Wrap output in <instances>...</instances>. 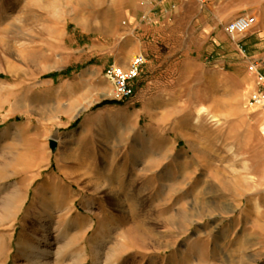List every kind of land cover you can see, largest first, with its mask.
<instances>
[{
	"label": "rangeland",
	"instance_id": "rangeland-1",
	"mask_svg": "<svg viewBox=\"0 0 264 264\" xmlns=\"http://www.w3.org/2000/svg\"><path fill=\"white\" fill-rule=\"evenodd\" d=\"M133 1L0 0V264H30L20 245L40 223L52 264L78 250L93 264L97 248L101 264H264V111L250 105L264 0H176L142 21ZM241 5L258 19L232 37L218 20ZM139 53L132 97L107 86L60 117L52 75L59 88Z\"/></svg>",
	"mask_w": 264,
	"mask_h": 264
},
{
	"label": "crops",
	"instance_id": "crops-1",
	"mask_svg": "<svg viewBox=\"0 0 264 264\" xmlns=\"http://www.w3.org/2000/svg\"><path fill=\"white\" fill-rule=\"evenodd\" d=\"M175 1L176 0H161L160 2L154 3L151 0H134L132 2L134 11L130 17L133 21H142L144 20L143 18L145 14L157 15L159 12L162 14L161 16H164L169 12L168 9L177 7ZM242 14H252L258 19L255 11L241 5L233 8L230 14L224 17V19L218 21L220 23H228L233 18ZM126 64L127 63H123V66H126ZM54 75H52V78L46 83V85L48 88L54 89L51 101L54 103L70 101L68 109L63 112L65 115L60 114L61 118L64 116L68 120H72L78 110L84 107V104L91 103L96 97H102V92L104 91L103 88H107V86L110 87L108 82L103 85L102 80H100V78L104 76L103 68L100 64H89L80 68L76 76H71L70 78L63 80L62 85L59 88H53L58 79ZM77 98H81V100H77ZM42 103H44L43 97L31 102L32 105H40Z\"/></svg>",
	"mask_w": 264,
	"mask_h": 264
},
{
	"label": "built area",
	"instance_id": "built-area-1",
	"mask_svg": "<svg viewBox=\"0 0 264 264\" xmlns=\"http://www.w3.org/2000/svg\"><path fill=\"white\" fill-rule=\"evenodd\" d=\"M151 1L155 3L161 0ZM150 18V14H145L143 19ZM256 21L257 19L254 15L242 14L228 22L225 29L232 37H235V35H244L252 29ZM241 42V40H237V45L244 50V45ZM146 62V57L139 53L130 59L127 66L110 64L106 68L104 77L112 88L114 99L122 101L133 96L135 82ZM252 69L256 75V88L250 96V105L264 111V68L260 65H252Z\"/></svg>",
	"mask_w": 264,
	"mask_h": 264
},
{
	"label": "bare ground",
	"instance_id": "bare-ground-1",
	"mask_svg": "<svg viewBox=\"0 0 264 264\" xmlns=\"http://www.w3.org/2000/svg\"><path fill=\"white\" fill-rule=\"evenodd\" d=\"M11 1L12 0H8L9 5L12 3ZM58 63H60V61H57L56 65ZM72 138H73V135L67 136V140H65L64 143L71 141ZM16 158L19 159L20 156H17ZM16 203H17V198L14 196L13 200L9 203V207L11 210L15 209V214H14L15 215L14 216L15 222L18 220V216L23 211V208L25 205V203H24L20 207V209H18L19 207L17 206ZM57 206L61 207L62 211H64V209H66V203L65 202H63ZM62 216H66V219H67V228L66 229L68 231L71 229H73L77 232L80 231V225L77 224L76 222L73 223L72 221H70V218H69L70 214L68 212L64 213V215L62 214ZM74 224H76V225H74ZM39 228H42V230L44 231L43 234L42 235L38 234V232L40 230L36 229V231L34 232V237L32 238V240H27L20 245V254L24 257L25 261H28L30 264H52L51 258L53 257V255L57 256V252L52 251V242L49 239V234L46 230L45 224L40 223ZM100 251H101V249L97 248L96 260L93 262V264H101V261H100L101 260V255H100L101 252ZM82 259H83L82 252L80 250H78V251L74 252V254H73V263L72 264H80L82 262Z\"/></svg>",
	"mask_w": 264,
	"mask_h": 264
},
{
	"label": "water",
	"instance_id": "water-1",
	"mask_svg": "<svg viewBox=\"0 0 264 264\" xmlns=\"http://www.w3.org/2000/svg\"><path fill=\"white\" fill-rule=\"evenodd\" d=\"M52 148L55 150L56 148V143L54 141H52Z\"/></svg>",
	"mask_w": 264,
	"mask_h": 264
}]
</instances>
